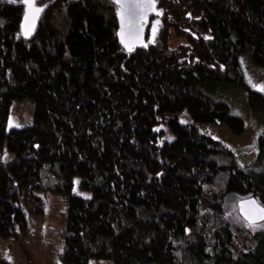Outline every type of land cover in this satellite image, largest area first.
<instances>
[{"label":"trees","instance_id":"obj_1","mask_svg":"<svg viewBox=\"0 0 264 264\" xmlns=\"http://www.w3.org/2000/svg\"><path fill=\"white\" fill-rule=\"evenodd\" d=\"M9 1L0 0V240L8 250L44 215L40 194L55 192L68 204L55 264H264V228L234 227L224 215L231 193L264 205V169L239 165L198 129L244 133V120L214 94L245 87L248 49L264 68V0H157L155 44L131 56L112 0H57L30 40L19 37L24 8ZM172 35L183 42L173 45ZM25 98L34 124L7 130L13 101ZM248 101L264 110L263 93L248 91ZM185 110L192 123L179 121ZM160 124L174 141L158 143ZM258 149L260 162L264 133ZM75 177L90 197L72 194ZM0 264L11 263L3 256Z\"/></svg>","mask_w":264,"mask_h":264},{"label":"rangeland","instance_id":"obj_2","mask_svg":"<svg viewBox=\"0 0 264 264\" xmlns=\"http://www.w3.org/2000/svg\"><path fill=\"white\" fill-rule=\"evenodd\" d=\"M173 45L181 44L182 40L171 36ZM241 65L245 73V87L220 86L216 91L215 99L227 103L234 115L241 117L245 122V131L241 135H234L228 127L218 124H205L198 126L200 132L212 136L222 142L236 153L239 165L255 166L257 171L264 169V159L257 161L259 156L258 138L264 133V110L254 112L248 101V91H258L249 83V78L254 83L264 84V68L256 65L252 60V50L248 49L240 57ZM264 94V92H261ZM34 103L25 98L14 100L10 115L7 120V130L32 126L34 124ZM10 120L12 121L10 125ZM179 121L184 124L192 123L188 112L179 114ZM19 125L17 127L16 125ZM157 132L164 131L159 137V144L166 141H174V135L170 132L167 124H160ZM5 154L7 158L5 159ZM4 161L12 159L13 155L6 151ZM258 162V163H257ZM77 181H79L77 183ZM80 178L75 177L72 194L76 196L90 197L91 193L79 188ZM44 203V215L35 218L34 228L31 229L26 238L15 242L11 250H8L9 242L0 240V257L6 256L11 264H55L59 262V253L62 248V237L60 232L66 224L68 204L62 195L55 192H44L40 194ZM237 194H228L224 205L225 219L234 227L251 229L238 211L239 200L245 199ZM248 198V197H247ZM27 209L31 207L28 205ZM264 223V222H263ZM4 253V254H3ZM8 257H11L9 259ZM90 264H111L107 260H91Z\"/></svg>","mask_w":264,"mask_h":264},{"label":"snow or ice","instance_id":"obj_3","mask_svg":"<svg viewBox=\"0 0 264 264\" xmlns=\"http://www.w3.org/2000/svg\"><path fill=\"white\" fill-rule=\"evenodd\" d=\"M22 2L25 5L24 24H22L23 35L29 37L35 30L36 21L43 12L44 5L38 4L36 0H22ZM115 3L119 5L118 15L121 21L119 35L121 42L125 43V47L129 51H132L130 38L139 39V33L143 27L142 22L147 19L148 13L157 12V14H160V10L156 8V0H115ZM155 31L156 29L154 28L153 35H155ZM249 83L253 88L264 92V84L254 83L251 78H249ZM11 123L12 121L10 120V125ZM16 126L19 127L18 124ZM6 158L7 154H5ZM237 206L249 228L253 230L264 228V223H258V221H264V205L250 197L239 200L238 205H234V208ZM8 258L11 259V257Z\"/></svg>","mask_w":264,"mask_h":264},{"label":"water","instance_id":"obj_4","mask_svg":"<svg viewBox=\"0 0 264 264\" xmlns=\"http://www.w3.org/2000/svg\"><path fill=\"white\" fill-rule=\"evenodd\" d=\"M7 1H9V0H7ZM56 1L57 0H50V1L42 4V5H44V10L41 13L40 17L38 18V20L36 21L35 30L33 31L32 35L29 36V37H25L23 35V29H22V24H24V13H23L22 21H21V24H20L19 37L24 38V39H28V40L32 39L36 35V33L38 31L39 24H40L43 16L45 15L46 11ZM112 1L115 3V0H112ZM36 2L39 3V0H36ZM9 3H12L14 5H21L24 8V11H25V5L22 2V0L21 1H17V2L9 1ZM115 5L117 7V9H116V18H117V21H118L117 38H118V41H119L121 47L124 49V51L127 54H129V56H131V55L135 54V52L138 51V50L148 49L149 47L153 46L155 44V35H153V29L154 28L156 29V31H155V34H156V32L159 29V24H160V21H161L160 19L163 16V12L160 10V14H157V12H149L148 13L147 19L142 22L143 23V27L140 30L139 39H135L134 37L130 38V43L132 44V51H129L128 48L125 47V43L121 42V37L119 35L120 30H121V21H120V16L118 15L119 5H117L116 3H115ZM158 7H159V3L156 0V8L159 10ZM145 45H147V46H145ZM248 198H250V197H248ZM248 198H245V199H248ZM251 198L256 199L255 197H251ZM238 211H239V207H238ZM239 213L243 217V214L240 211H239ZM243 219H244V217H243ZM262 222H264V221H258V223H262Z\"/></svg>","mask_w":264,"mask_h":264}]
</instances>
